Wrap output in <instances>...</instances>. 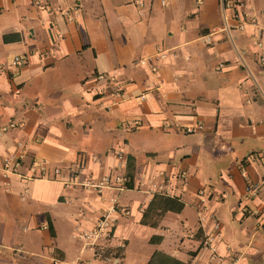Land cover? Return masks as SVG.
Instances as JSON below:
<instances>
[{
    "label": "crops",
    "instance_id": "crops-1",
    "mask_svg": "<svg viewBox=\"0 0 264 264\" xmlns=\"http://www.w3.org/2000/svg\"><path fill=\"white\" fill-rule=\"evenodd\" d=\"M232 2L0 0V161L20 159L0 264H264V0ZM33 159L47 172L24 177ZM114 172L130 185L80 184ZM153 194L182 207L141 223ZM113 203L110 234L80 239Z\"/></svg>",
    "mask_w": 264,
    "mask_h": 264
},
{
    "label": "built area",
    "instance_id": "built-area-1",
    "mask_svg": "<svg viewBox=\"0 0 264 264\" xmlns=\"http://www.w3.org/2000/svg\"><path fill=\"white\" fill-rule=\"evenodd\" d=\"M233 0H221L223 2V7H229L230 2ZM234 3V2H232ZM135 5L137 6L139 12L142 6V0H135ZM66 16L70 18V13L66 12ZM233 16L238 19L239 15L237 12L233 13ZM241 18V17H240ZM245 19L241 18L239 21H237V27L242 28L245 24ZM207 40V37H205ZM258 44V42H256ZM22 58L19 55H14L11 63L12 64H20L22 63ZM140 62H143V60H140ZM257 62H258V70L260 73L264 74V52H260L257 55ZM105 77L102 74L97 75V79L105 80ZM202 127L201 123H197L194 126H187L185 127L186 131H193L195 129H199ZM115 154L120 157L121 153L119 150L115 151ZM20 162L19 156L15 154H9L2 157L0 161V169L3 173H7L8 171H11L13 167L17 166ZM47 163L44 159H33L31 160L27 166H26V173L23 174L24 177L33 178L36 176H41L47 172ZM60 167L58 165H54L51 167L52 173H58L60 171ZM180 176H184V172L179 173ZM80 184L82 187H85L87 189H91L95 191L96 193H101L102 191L108 190L112 191L115 190L117 187H123L125 186V177L122 173L114 172L113 174L105 173L98 177L91 178L89 176L83 177L80 181ZM154 185V184H153ZM256 187V184L251 185L250 190L254 191ZM112 202H116V199L114 197L111 198ZM114 203L111 204V206L100 213V215L97 217L95 223L93 226L83 232L78 233V237L86 242L94 243L96 239L99 237H106L110 234L111 225L114 222V217L112 216L111 212L114 211ZM264 224V222H263ZM211 249L214 250V247L211 246ZM231 264H235L232 262Z\"/></svg>",
    "mask_w": 264,
    "mask_h": 264
},
{
    "label": "trees",
    "instance_id": "trees-1",
    "mask_svg": "<svg viewBox=\"0 0 264 264\" xmlns=\"http://www.w3.org/2000/svg\"><path fill=\"white\" fill-rule=\"evenodd\" d=\"M125 177V185H130L129 178ZM159 199L162 204L160 208L154 212V202ZM182 207V203L168 195L153 194L147 205L142 209L140 222L149 225H155L158 221L159 216L167 209L177 211ZM158 235H153L157 237ZM152 238V236H151ZM145 264H188V262L182 261L168 253L161 250H154L148 257Z\"/></svg>",
    "mask_w": 264,
    "mask_h": 264
}]
</instances>
